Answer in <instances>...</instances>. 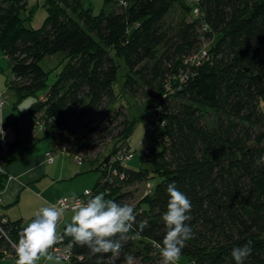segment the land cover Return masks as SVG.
Masks as SVG:
<instances>
[{
    "label": "trees",
    "instance_id": "obj_1",
    "mask_svg": "<svg viewBox=\"0 0 264 264\" xmlns=\"http://www.w3.org/2000/svg\"><path fill=\"white\" fill-rule=\"evenodd\" d=\"M28 3L0 0V48L12 70L10 88L19 100L43 90L46 100L30 111L43 113L45 134L60 145L86 160L111 147L95 169L97 194L132 205L137 188L146 186L117 255H91L63 235L64 226L59 235L72 242L70 264H127L129 255L151 264L160 253L154 243L162 244L165 235L162 215L173 182L191 201L186 223L195 234L180 257L192 264H236L232 249L251 240L244 264H264V167L255 163L264 155V0H106L95 14L85 0H46L48 15L37 29L26 23L33 9L23 16ZM58 52L64 67L49 84L41 61ZM120 58L128 69L125 90L137 97L147 88L152 99L149 110L133 118L116 103ZM152 107L156 119L147 123L142 156L150 166L134 169L113 160L118 175L109 176L104 164L132 149L134 128ZM18 142L8 143L10 150ZM3 226L18 241L27 224L8 220Z\"/></svg>",
    "mask_w": 264,
    "mask_h": 264
},
{
    "label": "clouds",
    "instance_id": "obj_2",
    "mask_svg": "<svg viewBox=\"0 0 264 264\" xmlns=\"http://www.w3.org/2000/svg\"><path fill=\"white\" fill-rule=\"evenodd\" d=\"M255 163L264 167V155L258 157ZM169 200L167 211L162 220L165 235L161 243H154L160 249L162 264H176L186 241L194 238L193 229L186 223L191 220V201L186 194L170 183L167 186ZM84 196L90 197L86 202L76 199L71 205V222L64 230V236H70L80 246H87L91 255L111 252L119 254L123 244L129 239V232L136 220L134 206L128 203H118L106 200L104 193L92 195L90 189L84 190ZM63 201L60 206L50 204L41 207L34 214V219L24 227L18 243H13L18 259L15 264H38L41 258L51 260L49 249L63 239L58 236L57 225L65 213ZM145 224L139 225L140 232ZM139 235V233H137ZM252 241L232 249L231 255L236 264H244L252 252ZM133 257L126 256L127 264H133Z\"/></svg>",
    "mask_w": 264,
    "mask_h": 264
},
{
    "label": "rangeland",
    "instance_id": "obj_3",
    "mask_svg": "<svg viewBox=\"0 0 264 264\" xmlns=\"http://www.w3.org/2000/svg\"><path fill=\"white\" fill-rule=\"evenodd\" d=\"M46 0H29L28 7L26 11H23V16L28 15V10L33 9L32 16L30 19L26 21L27 27L29 28H40L43 25L45 18L48 15V10L44 6ZM106 0H85L86 5L92 6L94 8V14L99 13L102 9L106 8L105 5ZM180 9L172 11L170 17H174V15L179 14ZM191 19V17H190ZM64 54L61 52L54 53L52 56H47L41 61L42 67L49 72V84H53L56 80L57 74L63 69V61L65 60ZM118 63L121 65L118 70V79L113 84L114 91L118 97L117 104H124L127 108L128 115L130 118L134 116H140L144 114L145 110L148 109V105H150L151 96L145 95L147 88L140 89L139 94L137 97L128 91L125 90L124 82L126 80V72L128 71L126 63L122 58L118 59ZM12 79V70L9 65V59L5 56L4 52L0 48V91H4L3 99L7 102V107L12 110L14 113V118L11 120L10 126L8 129L5 128L4 125V136L5 139L9 141H13L19 139V147L16 148V151L20 157L23 156H34V155H43L44 144L49 142L52 145L53 137L45 135V129H43L42 125L38 123V116L34 112L28 113L29 109L32 107L34 103L37 102L38 97L42 94V91H38L35 95H31L28 97H23L19 100L17 93L13 91L9 84ZM154 102V100H153ZM155 108H151L150 112L145 116L144 119L140 120L135 128L134 133L130 137V144L135 153V157L125 161L126 165L131 168H139L141 166L149 167L150 164L147 162H142V156L145 155V151L148 145L147 141V123L149 121L155 120ZM56 145H52V149L55 150ZM63 148L60 147V151L55 153L57 158V163L62 162L64 160H71L76 162L74 156L69 154L68 152L62 150ZM111 147L101 151L99 153L100 159L105 158V156L110 151ZM11 150H9L10 152ZM7 160V159H6ZM67 162V161H66ZM79 167L78 175L71 180L74 189L79 190L80 185L83 183H87L90 185V189L96 185V182L99 178V174L93 168L90 162H86L84 165H77ZM56 174V171H53ZM160 177L157 176L150 180L151 184H155L159 181ZM146 189L145 184L139 186L135 192V195L131 201V204L134 206L137 204L139 200L142 199L144 191ZM65 211L64 214H66ZM70 213L66 215L68 216ZM72 216V215H71ZM65 218V217H64ZM67 222H71L67 220ZM62 229V227L60 228ZM54 257H58L53 255ZM156 259L151 262V264H162V256L161 253L156 254ZM5 258V257H4ZM61 259L65 264H70L68 261H65L62 257H58ZM9 259V258H5ZM133 264H145L140 258L133 262ZM176 264H192L187 261L184 257H180Z\"/></svg>",
    "mask_w": 264,
    "mask_h": 264
},
{
    "label": "crops",
    "instance_id": "obj_4",
    "mask_svg": "<svg viewBox=\"0 0 264 264\" xmlns=\"http://www.w3.org/2000/svg\"><path fill=\"white\" fill-rule=\"evenodd\" d=\"M3 93L4 91H0L1 95H3ZM30 109L28 113H32ZM35 114L38 116L40 113ZM13 118L14 113L7 107V105L0 108V120L3 122L6 129L9 128ZM13 141L7 142L11 145V142ZM54 143L55 141L53 139L52 145ZM52 145L49 142L44 144L43 155H26L23 157H20L16 151V148L20 146L19 142L12 146L8 157H6L7 160L4 164V169L7 170L9 174H15L17 178L8 181L6 179V174L0 172V219L6 218L9 221L21 220L24 224H28L35 218V212L41 207L55 204L58 198L61 197L69 199L80 196V194L84 193L85 189H90L89 184L83 183L80 185L79 190H76L74 189L73 184L75 185L77 183H72L71 180L78 175L77 171L79 170V167H76V164L79 166L84 165L86 162H90L92 166H95L93 168L95 170L99 161H101L100 157L97 160L84 159L81 164L77 163V160L74 162L69 159L57 163V158L54 163H50L48 157H46V152L52 149ZM57 151H60V148H57L55 153ZM54 170L56 171V174L53 173ZM98 174L100 175L99 172ZM66 211L67 213L64 214L65 218H61L57 225V234H60L64 226L69 224L67 220L71 219V210ZM68 213H70V215L67 219L66 215ZM61 227L62 229H60ZM5 258H0V264H15V261L18 259L16 253L12 258ZM38 264L65 263L58 257L52 255L51 260L41 258L38 261Z\"/></svg>",
    "mask_w": 264,
    "mask_h": 264
},
{
    "label": "built area",
    "instance_id": "obj_5",
    "mask_svg": "<svg viewBox=\"0 0 264 264\" xmlns=\"http://www.w3.org/2000/svg\"><path fill=\"white\" fill-rule=\"evenodd\" d=\"M117 1V0H116ZM123 2H125V0H122ZM195 15H199L200 9L198 7L195 8L194 10ZM205 54V50L203 49L202 51L198 52L197 54L192 56V59H198L200 56ZM47 96L45 95V93H42L39 97L38 100L43 102V100H46ZM7 102H5V100L3 99L2 95L0 94V108H3L6 105ZM43 113L38 115V123H40L43 127V129H45V123L40 119V116ZM56 145V149L57 148H63L62 150L68 152L69 154H73V156H75L77 163H82L84 160V155L83 153H79L76 154L74 153L69 146H63L60 145L58 142L54 143ZM0 172H3L4 174H9L7 172V170L4 169V164L6 162V157L8 155L9 152V144L5 139L4 136V125L3 122L0 120ZM55 150H50L48 152H46V157H48V161L50 163H54L56 160V156H55ZM135 157V153L131 150L128 151H118L115 153V155L113 156V159L110 160L107 164H104V166L108 167L109 171H108V175H118V171L117 168H112L111 166V162H113V160H119V161H127L130 160L132 158ZM149 186V184H148ZM92 195H93V191ZM90 197H86L83 194H80V196H76V197H72V198H65V197H61L58 198L57 202L54 205L60 206L59 202L63 201V206L65 207V211L66 210H70L72 203H74V200L79 199L82 201H87ZM0 200H1V193H0ZM64 217V215H63ZM62 217V218H63ZM8 222V219L3 218L0 219V258H4V257H14L15 255V249L13 248L12 244L13 243H18V241H14L12 239V237L9 236L8 231L5 229V227L3 226V223ZM58 236H63V235H59ZM49 253L51 255H56L58 257H62L65 261H68L69 263L73 262L74 257V250H73V246H72V242L69 243L66 241L65 237L63 236V239L58 240V242L56 244H54L50 249H49ZM79 260L82 261L83 257L78 256Z\"/></svg>",
    "mask_w": 264,
    "mask_h": 264
},
{
    "label": "bare ground",
    "instance_id": "obj_6",
    "mask_svg": "<svg viewBox=\"0 0 264 264\" xmlns=\"http://www.w3.org/2000/svg\"><path fill=\"white\" fill-rule=\"evenodd\" d=\"M5 129V128H4ZM9 150H10V148H9ZM8 155H9V152H8ZM8 155H7V157H8ZM15 178H17V176L15 175V174H6V179L8 180V181H11L12 179H15ZM91 191H93V196L94 195H97V189H95L94 187L93 188H91L90 189Z\"/></svg>",
    "mask_w": 264,
    "mask_h": 264
}]
</instances>
